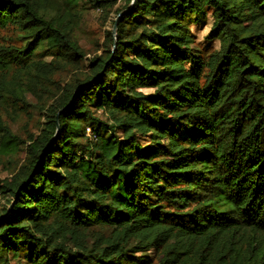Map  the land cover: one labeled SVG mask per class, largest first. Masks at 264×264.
<instances>
[{"label": "trees", "instance_id": "1", "mask_svg": "<svg viewBox=\"0 0 264 264\" xmlns=\"http://www.w3.org/2000/svg\"><path fill=\"white\" fill-rule=\"evenodd\" d=\"M84 7L115 16L91 52ZM8 28L0 99L41 127L0 117V264H264V0H0Z\"/></svg>", "mask_w": 264, "mask_h": 264}, {"label": "rangeland", "instance_id": "2", "mask_svg": "<svg viewBox=\"0 0 264 264\" xmlns=\"http://www.w3.org/2000/svg\"><path fill=\"white\" fill-rule=\"evenodd\" d=\"M63 11L68 12L67 9ZM114 17L113 12L109 13L107 17L102 10H93L84 7V11H81L79 16V25L77 28H74L73 35L76 36L80 46L87 52L98 50L102 45L104 32L111 30L110 24ZM209 24V21H206L202 25L192 24L189 27L191 34L195 37L194 41L196 46L199 47L198 44L206 45L205 37L209 30ZM13 35H15V32L9 28L5 30L0 29V44L4 43L6 39ZM112 35L115 36V33H112ZM211 44L216 46V42ZM95 116L103 121L107 118L100 110L96 111ZM0 117L12 133L22 140H27L31 136H37L41 127V121L35 110H31L28 113H18V116H14L4 99H0ZM85 133L88 134V130ZM26 146V144L21 145L15 155H0V179L10 177L9 174H12L21 166L25 157ZM6 206V201L0 196V212Z\"/></svg>", "mask_w": 264, "mask_h": 264}, {"label": "water", "instance_id": "3", "mask_svg": "<svg viewBox=\"0 0 264 264\" xmlns=\"http://www.w3.org/2000/svg\"><path fill=\"white\" fill-rule=\"evenodd\" d=\"M116 24H114V26H113V28H112V33L114 34L115 33V26ZM71 102H69V104H70ZM69 104L66 106V107H64L59 113H62L68 106H69ZM58 129H59V126H58V123L56 122V132L58 131Z\"/></svg>", "mask_w": 264, "mask_h": 264}]
</instances>
